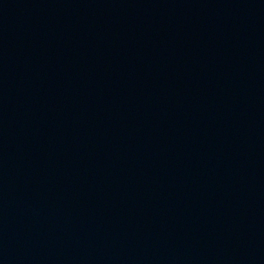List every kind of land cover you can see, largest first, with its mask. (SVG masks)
I'll return each instance as SVG.
<instances>
[{
    "label": "water",
    "instance_id": "water-1",
    "mask_svg": "<svg viewBox=\"0 0 264 264\" xmlns=\"http://www.w3.org/2000/svg\"><path fill=\"white\" fill-rule=\"evenodd\" d=\"M0 264H264V0H0Z\"/></svg>",
    "mask_w": 264,
    "mask_h": 264
}]
</instances>
